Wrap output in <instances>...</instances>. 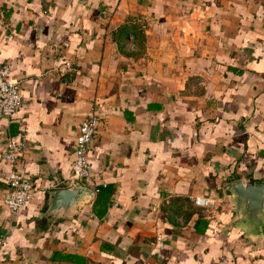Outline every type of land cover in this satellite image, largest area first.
Masks as SVG:
<instances>
[{
  "label": "crops",
  "instance_id": "1",
  "mask_svg": "<svg viewBox=\"0 0 264 264\" xmlns=\"http://www.w3.org/2000/svg\"><path fill=\"white\" fill-rule=\"evenodd\" d=\"M2 64L22 104L0 114V264H264V240L228 226L225 189L264 180V0H0ZM92 108L106 209L95 191L49 223ZM19 132L36 191L11 214L3 152Z\"/></svg>",
  "mask_w": 264,
  "mask_h": 264
},
{
  "label": "built area",
  "instance_id": "2",
  "mask_svg": "<svg viewBox=\"0 0 264 264\" xmlns=\"http://www.w3.org/2000/svg\"><path fill=\"white\" fill-rule=\"evenodd\" d=\"M9 71V65H0V114L4 116H11L22 104L20 81L11 78ZM99 123L100 117L95 108H92L79 123L75 135V160L66 183L71 184L77 180L81 183L90 184L92 173L88 162V149ZM27 146L28 139L25 133L19 132L15 137L7 136L3 157L12 164V167L8 173V189L4 193L2 204L11 214L16 213L22 205L34 196L36 191L31 176L17 167V163ZM92 188L94 191L97 190L96 186ZM193 200L196 204L206 207L213 203V200L207 195L194 196ZM139 264L159 263L142 259Z\"/></svg>",
  "mask_w": 264,
  "mask_h": 264
},
{
  "label": "water",
  "instance_id": "3",
  "mask_svg": "<svg viewBox=\"0 0 264 264\" xmlns=\"http://www.w3.org/2000/svg\"><path fill=\"white\" fill-rule=\"evenodd\" d=\"M225 189L233 210L228 224L242 236L258 244L264 240V180L244 181L236 179L229 182ZM45 213L48 222L61 216H70L89 200L95 191L90 184L77 180L66 186L52 188L48 191Z\"/></svg>",
  "mask_w": 264,
  "mask_h": 264
},
{
  "label": "trees",
  "instance_id": "4",
  "mask_svg": "<svg viewBox=\"0 0 264 264\" xmlns=\"http://www.w3.org/2000/svg\"><path fill=\"white\" fill-rule=\"evenodd\" d=\"M124 29L128 30V26H123ZM251 181H255L254 179ZM96 197L94 200V209L97 213H102L105 211L107 206V201L109 200L110 189L108 187H102L97 185Z\"/></svg>",
  "mask_w": 264,
  "mask_h": 264
}]
</instances>
